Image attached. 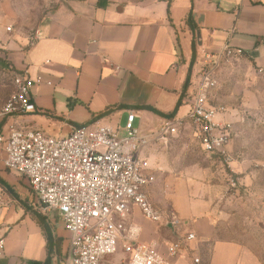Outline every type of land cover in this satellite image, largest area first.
I'll return each mask as SVG.
<instances>
[{
	"label": "crops",
	"instance_id": "obj_1",
	"mask_svg": "<svg viewBox=\"0 0 264 264\" xmlns=\"http://www.w3.org/2000/svg\"><path fill=\"white\" fill-rule=\"evenodd\" d=\"M6 33L0 29L7 61L15 73L26 72L33 81L28 97L35 110L0 117V135L12 125L66 136L82 126L125 123L130 111L136 113L135 126L154 130L188 111L200 51L216 53L225 44L244 54L239 63L213 74L218 90L220 74L239 64L256 69L264 85V0H85L50 13L25 41H10ZM193 42L196 58L186 84ZM178 102L176 113L167 118ZM210 102L224 107L212 95ZM225 109L234 139L238 119L235 111ZM186 133L140 154L144 173L153 178L146 187L153 207L176 216L180 224L147 222L135 207L124 223L139 227L138 240L155 241L163 254L167 246L180 243L172 264H195L194 259L196 264H261L240 244L216 239L210 204L171 176L175 141L184 136L194 143ZM4 157L0 146V264H68L69 233L56 215L35 210L37 200L26 180L3 167ZM189 233L194 240L186 242ZM127 258L119 245L103 264H125Z\"/></svg>",
	"mask_w": 264,
	"mask_h": 264
},
{
	"label": "built area",
	"instance_id": "obj_2",
	"mask_svg": "<svg viewBox=\"0 0 264 264\" xmlns=\"http://www.w3.org/2000/svg\"><path fill=\"white\" fill-rule=\"evenodd\" d=\"M5 32H11V26ZM243 54L228 44L216 53L201 50L197 87L188 111L182 118L165 120L154 130L144 132L135 126L136 113L130 111L119 128L124 132L120 138L114 127L98 124L78 127L59 137L10 125L0 135L3 167L26 180L37 200L35 210L44 216L56 215L69 233L66 263L103 264L119 245L128 256L125 264H172L178 257L180 243L167 246L163 254L155 241L138 240L139 227L124 223L135 207L152 223L180 224L176 216L164 215L153 207L146 192L153 178L144 173L146 162L140 154L187 132L202 152L217 157L232 170V123L223 118L225 107L212 104L210 97L216 87L215 70ZM12 85L15 90L1 117L33 112L28 97L33 81L27 73H14ZM192 240L194 235L187 234L185 241ZM2 246L0 239V255Z\"/></svg>",
	"mask_w": 264,
	"mask_h": 264
},
{
	"label": "rangeland",
	"instance_id": "obj_3",
	"mask_svg": "<svg viewBox=\"0 0 264 264\" xmlns=\"http://www.w3.org/2000/svg\"><path fill=\"white\" fill-rule=\"evenodd\" d=\"M84 1L0 0V29L12 26L11 32H5L8 40L25 41L50 13ZM5 42L0 38V114L14 92L15 72L7 61ZM237 59L220 65L215 72L239 63ZM258 74L252 66H231L219 76L220 90L216 81L212 91L213 101L235 111L238 119V134L232 137L229 149L232 170L183 136L173 145L176 170L170 174L184 181L196 198L210 204L216 239L240 244L264 264V85ZM224 85L227 88L223 89ZM219 97H225L224 101L220 102ZM123 126L124 122L114 126L119 138L124 136L119 130Z\"/></svg>",
	"mask_w": 264,
	"mask_h": 264
},
{
	"label": "trees",
	"instance_id": "obj_4",
	"mask_svg": "<svg viewBox=\"0 0 264 264\" xmlns=\"http://www.w3.org/2000/svg\"><path fill=\"white\" fill-rule=\"evenodd\" d=\"M189 19H190V17H189ZM189 19H188V21H189ZM195 58H196L195 42H193V46H192V59H191V62H190V65H189V69H188V74H187V78H186V84L189 81V77H190V74H191V69H192V66H193V64L195 62ZM179 106H180V103L178 102L177 105H176V107H175V109L173 110V112L170 115L166 116V117L167 118L168 117L172 118L173 115L176 113V111H177V109H178ZM149 110L151 112L155 113V114H159V115L161 114V113H159V112H157V111H155L153 109H149Z\"/></svg>",
	"mask_w": 264,
	"mask_h": 264
},
{
	"label": "water",
	"instance_id": "obj_5",
	"mask_svg": "<svg viewBox=\"0 0 264 264\" xmlns=\"http://www.w3.org/2000/svg\"><path fill=\"white\" fill-rule=\"evenodd\" d=\"M196 39L198 40V45H200V42H199L200 34L198 32L196 33Z\"/></svg>",
	"mask_w": 264,
	"mask_h": 264
}]
</instances>
